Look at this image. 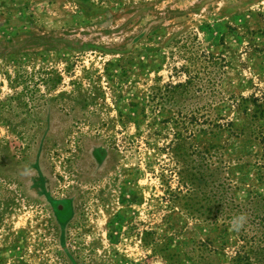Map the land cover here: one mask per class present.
<instances>
[{
  "label": "rangeland",
  "instance_id": "374dc122",
  "mask_svg": "<svg viewBox=\"0 0 264 264\" xmlns=\"http://www.w3.org/2000/svg\"><path fill=\"white\" fill-rule=\"evenodd\" d=\"M263 82L264 0H0V264H194L192 242L229 264L233 236L170 203L174 153L221 145L238 201L264 198L235 139ZM206 112L232 133L197 134Z\"/></svg>",
  "mask_w": 264,
  "mask_h": 264
},
{
  "label": "trees",
  "instance_id": "16d2710c",
  "mask_svg": "<svg viewBox=\"0 0 264 264\" xmlns=\"http://www.w3.org/2000/svg\"><path fill=\"white\" fill-rule=\"evenodd\" d=\"M202 57L206 66L219 67L220 64L224 67L218 57L207 53ZM193 60L191 58L190 62ZM192 67L184 68L188 81L172 88L170 96L173 100L178 96L182 98L185 92L190 94L196 81ZM254 89L255 92L249 97L235 98V108L246 120L242 128L235 126V139L258 146L260 152L250 153L237 161L245 167L257 169L260 181L264 183V87L255 86ZM211 97L207 95L206 98L210 100ZM204 119L203 128L197 134L217 138L224 131L232 133L233 126L219 120L212 121L210 117L207 119V112ZM184 151L178 149L174 153L176 165L184 167L178 174L181 187L170 194L173 209L181 208L193 218L216 227L224 238L233 236L235 255L229 264H264V198L255 196L246 205L238 201L239 189L233 186L231 179L224 177L230 175L233 168L221 145L208 146L202 151L198 145H194L189 153L184 154ZM182 188L187 191L185 195ZM198 246L196 242L188 246L192 249L190 259L194 264H224L219 251L211 250L208 246L202 256L195 258L194 253L200 250Z\"/></svg>",
  "mask_w": 264,
  "mask_h": 264
},
{
  "label": "flooded vegetation",
  "instance_id": "af4514ba",
  "mask_svg": "<svg viewBox=\"0 0 264 264\" xmlns=\"http://www.w3.org/2000/svg\"><path fill=\"white\" fill-rule=\"evenodd\" d=\"M47 195L48 193H45L44 197L47 198ZM49 204L53 208V213L58 223L63 226V228L65 224L72 221L74 215V202L72 196L67 197L64 195L63 197H54Z\"/></svg>",
  "mask_w": 264,
  "mask_h": 264
}]
</instances>
